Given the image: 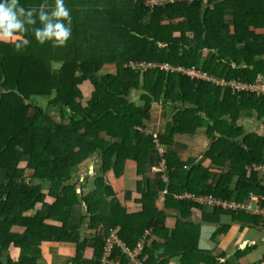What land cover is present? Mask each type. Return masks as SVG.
I'll return each mask as SVG.
<instances>
[{"label":"trees","instance_id":"16d2710c","mask_svg":"<svg viewBox=\"0 0 264 264\" xmlns=\"http://www.w3.org/2000/svg\"><path fill=\"white\" fill-rule=\"evenodd\" d=\"M18 3L44 4L49 14L55 0ZM63 3L71 17L63 45L37 42L38 19L14 41L0 40V264H38L45 247L72 248L69 264H101L112 233L129 248L143 242L140 264H230L200 249L198 234L202 223L216 226L213 238L225 232L221 216L264 223L253 208L222 206L252 193L264 209L256 169L264 163V94L158 65L264 84V0ZM105 65L113 67L100 73ZM199 131L206 148L182 159L174 137ZM161 159L164 168L152 172ZM118 256L129 264L113 248Z\"/></svg>","mask_w":264,"mask_h":264},{"label":"crops","instance_id":"0c3cea01","mask_svg":"<svg viewBox=\"0 0 264 264\" xmlns=\"http://www.w3.org/2000/svg\"><path fill=\"white\" fill-rule=\"evenodd\" d=\"M253 121V119H245L244 124H247L250 128L254 129L253 125L250 124L254 123ZM159 122L160 121H158V123ZM207 143L208 141L206 137H204L203 132L199 131L192 135H176L174 137L172 149L176 151L182 159H186L188 157H198L201 153L197 156L190 151H196L198 147H201L199 146L200 144L202 145V147L205 146V149ZM156 156L157 154L154 155V159L156 158ZM154 176L155 175H152L151 177ZM191 216L195 218L194 212L191 213ZM219 222L228 223L229 227H227L225 232L219 234V236H215L214 238L212 237V235L216 230V226L214 224L208 223L201 224L198 234V247L200 249L212 251L214 255L225 254V258H227V261L230 264H247L251 262L254 263L260 260V258L264 254V223L259 224L258 226H247V223L232 221L228 216L219 217ZM250 246H252V248H248ZM53 249V257L56 258L58 256H62L63 252L67 250L72 251V248L70 249L68 247H57ZM237 249L247 250V254L237 257L234 255ZM50 250L52 251L51 248ZM41 258H45L44 251L41 253ZM48 262L50 263V261ZM171 263L175 264L174 262Z\"/></svg>","mask_w":264,"mask_h":264},{"label":"clouds","instance_id":"9594fccd","mask_svg":"<svg viewBox=\"0 0 264 264\" xmlns=\"http://www.w3.org/2000/svg\"><path fill=\"white\" fill-rule=\"evenodd\" d=\"M44 8L45 5L41 4L38 8L25 9L19 5L18 0H0V40L7 41L20 33H24L28 30L25 25H34L36 19H38L40 22H44L43 27L31 29L37 42L43 43L45 40H50L56 45H63L71 32L69 26L71 17L68 9L65 7L63 0H55L49 14L44 12ZM34 12L36 13L35 19L33 18ZM27 43V39H23L15 47L20 49L22 45H26ZM222 86L229 85L223 84Z\"/></svg>","mask_w":264,"mask_h":264},{"label":"built area","instance_id":"2783aa9c","mask_svg":"<svg viewBox=\"0 0 264 264\" xmlns=\"http://www.w3.org/2000/svg\"><path fill=\"white\" fill-rule=\"evenodd\" d=\"M174 1H193V0H146V3L148 5H159L164 4L166 2H174ZM156 65V64H155ZM162 69H168L170 71H180L181 73H184L188 76L195 77V78H201L205 79L207 81H212L216 84H227L231 86L235 90H248V91H260L262 94H264V84L260 82L259 80H255V82L252 83H241V82H235V81H229V82H223L221 79H217L215 77H210L207 75L205 71L200 70L197 67H181V66H172L168 63H161L158 65ZM164 168V160L161 159L157 164H152L150 167V170L152 172H160ZM256 169H260L264 173V163L261 165L256 166ZM197 200H202V198H198ZM214 199L211 197H207L208 203H214ZM258 202V196L252 193H249V196L246 200L243 202H236V201H225L222 202V206L230 208V209H238V208H248L254 209V212L261 214L264 216V209L259 207L257 205ZM142 241H138L136 246L133 248H129L126 245L123 244V242L116 236V234L112 233L105 239V244L103 248V253L101 257V264H121L120 258L121 256L116 257L115 259L111 258V252L113 248L118 247L119 251L124 254L128 260L129 264H140V261L138 260V255L140 253V250L142 248ZM256 264H264V259H262L260 262H257Z\"/></svg>","mask_w":264,"mask_h":264},{"label":"rangeland","instance_id":"374dc122","mask_svg":"<svg viewBox=\"0 0 264 264\" xmlns=\"http://www.w3.org/2000/svg\"><path fill=\"white\" fill-rule=\"evenodd\" d=\"M18 37L17 36H15V37H13V38H11V39H9V40H7V41H14L15 39H17ZM3 41V40H2ZM7 41H5V42H7ZM113 66H108V65H105V66H103V67H101V69H100V73H102V72H104V73H106V72H108L111 68H112ZM137 98V97H136ZM135 99V98H134ZM35 102L38 104V105H40V106H42V107H44V106H46V98H44V97H35ZM246 122H250V121H246ZM254 123H250V124H252L253 125V127L255 128H257L258 127V122H255V121H253ZM157 144H156V150H157V152H158V155H160L159 153L161 152V151H163V147L162 146H160V144L158 143V142H156ZM195 145V144H194ZM199 146H201V147H198V149L196 150V151H190V152H193L195 155H199L200 153H201V151L204 149V147L205 146H203L202 147V145L200 144ZM203 152V151H202ZM200 156V155H199ZM199 156H198V158H199ZM99 160V158L95 155L94 156V162L93 163H95L96 161H98ZM89 169H93V167H92V165L90 166V168ZM130 175V174H129ZM132 183V178L129 176V178H127V186H129L130 184ZM86 189H88V188H86ZM79 208H78V210H73V215L75 216V220H76V218H77V215L79 214ZM12 231H14V229H11ZM52 249V251L48 248V247H45V248H42L41 249V253L44 251V259L43 258H38V260H37V262H38V264H46V263H48V264H68L67 263V261H66V259L67 258H69V257H71L70 255H72V251H70V250H67V251H65V252H63V254H62V256H58L57 258L56 257H53V252H54V249L53 248H51ZM58 260V261H57ZM48 261H50V263L48 262ZM53 262H57V263H53Z\"/></svg>","mask_w":264,"mask_h":264},{"label":"water","instance_id":"95a60500","mask_svg":"<svg viewBox=\"0 0 264 264\" xmlns=\"http://www.w3.org/2000/svg\"><path fill=\"white\" fill-rule=\"evenodd\" d=\"M92 171H93L92 169H89V172H90V173H92ZM77 191L79 192V189H77Z\"/></svg>","mask_w":264,"mask_h":264}]
</instances>
